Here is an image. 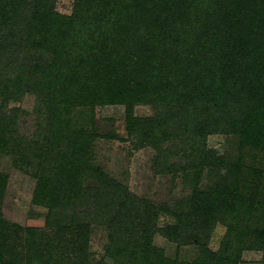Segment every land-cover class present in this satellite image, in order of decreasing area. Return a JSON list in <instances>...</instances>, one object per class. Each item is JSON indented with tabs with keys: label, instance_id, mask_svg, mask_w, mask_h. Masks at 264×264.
<instances>
[{
	"label": "trees",
	"instance_id": "16d2710c",
	"mask_svg": "<svg viewBox=\"0 0 264 264\" xmlns=\"http://www.w3.org/2000/svg\"><path fill=\"white\" fill-rule=\"evenodd\" d=\"M55 1L0 0V29L21 20L34 53L29 63L0 58V153L36 181L32 203L47 210L42 227L0 210V264H90L92 226L107 232L114 264H174L150 245L155 212L130 213L129 195L91 163L106 106L123 107L133 149L156 151L163 166L175 159L171 175L192 184L187 212L163 209L176 224L161 233L185 242L188 228L221 223L237 260L243 247L264 253V169L207 147L210 135H238L264 160V0H75L69 17L53 12ZM11 42L0 38V55ZM24 93L38 99L31 145L14 137L17 110H4ZM139 106L153 115L136 116ZM204 171L210 185L199 192ZM5 185L0 176V204Z\"/></svg>",
	"mask_w": 264,
	"mask_h": 264
},
{
	"label": "rangeland",
	"instance_id": "374dc122",
	"mask_svg": "<svg viewBox=\"0 0 264 264\" xmlns=\"http://www.w3.org/2000/svg\"><path fill=\"white\" fill-rule=\"evenodd\" d=\"M74 5L75 0H56L53 12L69 17L74 11ZM25 27L20 20L12 27L7 26L0 29V38L6 41L9 36L12 40L10 45L12 51L0 55V58L5 59L4 62L13 61L18 55L21 63L31 62L30 56L34 53L25 45L26 37L22 31ZM21 44L23 46H20ZM1 69L7 77L11 76L10 73L15 74L16 72L6 69L5 66ZM37 100L35 95L24 93L20 95V99L10 100L5 106L4 110L7 113L17 110L14 137L18 138L22 145H31L30 143L35 140L37 113L34 107ZM135 114L138 117L151 116L153 110L148 106H139L135 108ZM95 119V130L98 137L91 143L92 151L89 154L91 163L100 168L109 180L119 185L121 193L129 195L130 213L137 212L136 216L143 219L144 217L140 215L145 216L143 214L145 206L155 212L156 228L150 235V245L153 248L161 250L164 257L174 264H194L201 257L210 254L218 257L215 263L209 261L208 264H264V253L259 249L243 247L238 260L237 255H234V247L233 249L228 248L227 251L224 248L226 227L221 223L214 224L212 229L203 233H197V229L188 228L189 239L185 242L172 241L161 233L159 229L176 224V220L169 215L170 213L180 215L188 211L194 198L192 184L183 180L177 169L174 170L178 173L177 176L171 175L170 166L175 165V159L171 158L166 166H163L155 161L156 151L150 148L133 149L131 142L126 141L128 135L125 130V115L122 106L101 108L97 111ZM174 145L176 144L164 143L160 152L170 151ZM207 147L208 149H229L231 159L240 158L244 164L256 165L264 169L263 159L255 162L254 157L259 152L253 153L254 151L249 147L241 148L238 135H210L207 138ZM220 174H224V170L220 171ZM0 176L5 178L6 183L0 204L3 218L9 223L22 227H42L47 210L32 203L36 181L21 168L15 166L12 156L3 152L0 153ZM198 185L199 192L208 189L210 184L207 171L203 172ZM164 208H167L170 213L164 212ZM254 221L260 222L258 217ZM254 221L251 222L252 225ZM107 239L108 235L103 227L92 226L88 249L90 264L115 263V260L106 252Z\"/></svg>",
	"mask_w": 264,
	"mask_h": 264
}]
</instances>
